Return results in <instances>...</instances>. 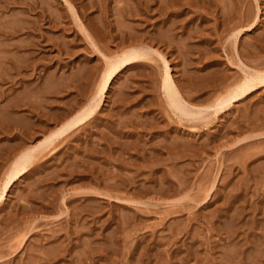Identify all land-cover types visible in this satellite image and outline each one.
<instances>
[{"label": "rangeland", "instance_id": "rangeland-1", "mask_svg": "<svg viewBox=\"0 0 264 264\" xmlns=\"http://www.w3.org/2000/svg\"><path fill=\"white\" fill-rule=\"evenodd\" d=\"M68 1L84 25L106 23L103 55L141 41L161 51L192 105L241 76L225 40L258 8L238 47L264 68V0ZM83 37L66 0H0V186L22 149L95 95L107 61ZM143 61L6 191L0 264H264V87L190 119L168 105L163 57Z\"/></svg>", "mask_w": 264, "mask_h": 264}, {"label": "bare ground", "instance_id": "bare-ground-1", "mask_svg": "<svg viewBox=\"0 0 264 264\" xmlns=\"http://www.w3.org/2000/svg\"><path fill=\"white\" fill-rule=\"evenodd\" d=\"M256 2H258V1H256ZM66 3H67V6H69V9L72 12L73 17L76 20V27L78 28V33L82 34L84 36L83 38L85 40L87 39L89 41V43L91 44V46H93L95 48V51L97 53L99 52V54L101 53V55H103L102 54L103 51H101V49L98 47V44H96L97 43L96 41H97L98 37L100 38L101 35L105 36V34H102V32H101L102 28L105 27L104 26L105 22L104 21H103L104 23L100 22V23H102L100 25H97V23H96L95 27L84 25L83 21L81 20V18L78 15V12L76 11V9H74L73 4L71 2H69L68 0H66ZM249 7H250V5L244 6V9L246 8V10H247V8L249 9ZM244 12H246V11H244ZM260 12L261 11L258 8V12L256 14L257 17L255 15V17L253 18L254 19L253 22L251 24H249L248 26L243 27L241 29L237 28V30L233 28L234 30H232L231 32H227L228 38L225 40V42L227 43V45H226L227 51L226 52H228V55L230 54L229 56H232L233 59L235 60V62H234L233 59L232 60L229 59L230 60L229 62H231V64L234 65V68H235V66H237L240 69L241 76H238V77L234 76L235 78L233 80H229L227 77L223 76L224 78L222 79L220 85L216 87V88H218V90H216L214 88L216 91L215 92L213 91L214 93L212 92L214 94V97H212V96L211 97L214 98V100L211 103H209V105H207L206 107H198L196 105H192L191 103H189V99L184 98V96L181 94V91H180L181 89H179L180 86L179 85L177 86L178 83L177 84L175 83V80H174L173 76L171 75L170 67L168 64L169 62L166 60V58L164 57V54L161 53V51H159L158 49H154L153 45H151L147 42L141 41L140 43H137V44H132V45L130 44L131 46L126 45V48L125 47H124V49L122 48L120 50V52L117 51V53L115 52L116 54H111V56L110 55L106 56V54H105L106 52H105L104 53L105 55H103V57L105 56V60L107 61V64L105 63L106 69H105V72L103 70L104 74H103L102 80H100L101 82H99L100 83L99 87H98V89L96 88L97 91H95L96 93L92 97L91 101L89 100L90 102L83 104V106L81 108H79L76 113L72 114L67 120H65L63 123H61V125L56 127V129L53 128L54 129L53 131H52V129H51V131L49 130L50 133L48 132V135H46L47 137L45 138V140L42 143H39L38 145H30L26 148L24 147L25 149L24 150L22 149L21 150L22 152L21 153L19 152L20 153L19 155L17 154V157L14 159V161L11 162L12 164L9 167L10 169L8 172H7V170H8V168H7V170H6L7 175L4 176V181L0 186V203H3L5 201L6 191L8 189L11 190L12 187L14 186V184L19 179H21L22 176L27 175L26 173L29 171L30 167L32 168L31 165L33 164V162L36 161L35 159L39 156V154H41V151L42 152L45 151L46 148H49L52 144H55L56 141H58L59 139L61 140V138L67 136L72 131L78 129L79 127L83 126L88 121H90L92 118H94V114L100 108L102 101H103L104 94L107 91V89L113 83L115 78L121 72H123V70H125V68H127L130 65H133L135 63H139L143 60L144 61L145 60L146 61H150V60L153 61V60H156V57L162 56L163 60L165 62V65H166V67H165L166 74L164 76L163 89H164V93L167 96V99L169 102V104L168 103L167 104L169 105V107L173 108L177 112H180L182 116L183 115L189 116L190 119H191V117L193 119H195V118H198L199 116L201 117L202 115H203L202 116L203 118L207 119L208 117H205V116H208L207 112L208 113L211 112L214 114L221 113V112L225 111L228 107H230L232 104H234L235 102L243 100V99L245 100V98L247 99V97L249 95H251L253 92H256V90H258L259 88L264 87V68L260 69L261 67L260 68L252 67L251 65L246 63L241 56V55H243V53L240 54V51H239L240 48L238 47L239 43H241L240 41L242 40V37L246 34V32L250 31L256 27V22L258 21V15L260 14ZM249 14L247 13V16H246L247 18L250 15L252 16V11H251V14L250 15ZM225 15H226L225 17L227 18L228 23H229L233 19L237 18V16L239 15V10L237 9L236 6H230L226 10ZM121 17H123V16H121ZM109 22H111V20H109ZM107 23H108V21H107ZM109 24H111V23H109ZM97 26L98 27L100 26L99 29L96 28ZM227 29H228V26H227ZM108 31H110V30H108ZM135 32H136V30H135ZM120 36H122V34ZM113 37H115V36H113ZM126 37H127L126 35L123 36V38H122L123 40H121L122 42L121 41L120 42L123 44L127 43L128 37L127 38ZM138 37H139V34H138ZM138 37L136 36L135 38L138 40ZM144 37H146V36L144 35ZM141 38H139V39L141 40ZM150 40H148V41H150ZM243 42H245V41H243ZM152 43H153V41H152ZM244 44H246V43H244ZM6 45H8V44H6ZM226 46H225V48H226ZM144 61H143V63L146 62V61L145 62ZM3 63H4V60H3ZM4 65H2V66H4ZM220 80H221V78H220ZM205 113H206V115H205ZM181 115L178 114V116H181ZM182 116L179 118L183 119ZM185 116H184V118H185ZM242 128H243V126H242ZM260 134H262V133H260ZM260 134H258V135H260ZM237 142H239V141H237ZM52 146H54V145H52ZM17 226H19V225H17ZM2 241H3V239H2Z\"/></svg>", "mask_w": 264, "mask_h": 264}]
</instances>
